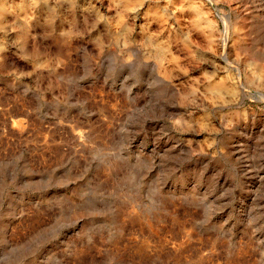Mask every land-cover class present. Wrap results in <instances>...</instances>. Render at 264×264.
Here are the masks:
<instances>
[{
    "label": "rangeland",
    "instance_id": "obj_1",
    "mask_svg": "<svg viewBox=\"0 0 264 264\" xmlns=\"http://www.w3.org/2000/svg\"><path fill=\"white\" fill-rule=\"evenodd\" d=\"M0 264H264V0H0Z\"/></svg>",
    "mask_w": 264,
    "mask_h": 264
}]
</instances>
